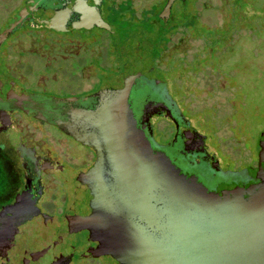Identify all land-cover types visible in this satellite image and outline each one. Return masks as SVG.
<instances>
[{
	"label": "flooded vegetation",
	"instance_id": "1",
	"mask_svg": "<svg viewBox=\"0 0 264 264\" xmlns=\"http://www.w3.org/2000/svg\"><path fill=\"white\" fill-rule=\"evenodd\" d=\"M26 1L28 0H20L13 9L10 8L12 11L0 22V31ZM32 1L43 8L61 4L64 0ZM161 1L153 16L159 13ZM225 1L221 0L220 4L226 7ZM183 2L184 0L180 3ZM117 3L119 4L117 0H99V16L107 22L109 30L77 25L79 14L74 12L68 17L63 29L52 27L42 21L44 19L30 20L0 43V264H34L35 261H41L39 264H119L108 254L91 253L88 248L94 246L95 237L88 230L75 228L74 236H68L66 217L82 211L85 207V194L87 195L77 179L93 163L94 151L44 118L34 117L30 112L12 104L10 99L21 93L54 98L85 97L104 88L119 87L124 75L137 71L148 77L152 74L153 80L158 82L150 81L135 98V114L139 120L144 117L141 121L144 131L177 164L197 173L205 182L213 180L216 173L238 172L256 165V144L253 151H248L244 134L232 121L235 108L242 99V86L237 83L240 79H230V74L240 72V77L245 73L239 71L237 65H233L230 53L236 46L241 47L246 42L256 46L259 44L253 39V34L264 32V15L258 27L255 15L248 13L245 16L237 8L226 7L228 13L226 18H220L219 25H209L202 29L206 41L190 72L192 75L200 72V59L201 73L208 79L211 93L223 92L222 96L225 98H222L221 107H226V111L232 113L225 115L221 122L228 126V139L233 142L229 148H225L224 138L216 135L210 152L207 132L200 131L189 117L188 113L193 108L191 99L184 100L180 89L178 92L173 91L177 83L172 79L179 76L178 73L175 74L176 68L174 71V65L169 71L164 68L174 55L183 53L178 48L179 40H172L176 30L170 35L165 33L161 39L151 43L149 37L154 33V27H145V24L150 25L153 20L146 17L142 21L144 23L138 25L135 23L139 20L137 16L124 7H118ZM115 10L123 12L121 18H113ZM121 22L123 24L118 25ZM124 24L128 27L125 28ZM42 27L59 33L92 30L97 35L83 39L58 37L57 40H50L40 29ZM186 29L185 32L188 27ZM18 30V36L8 39ZM242 30L243 33L240 32ZM26 41L30 43L27 44ZM49 42L53 45H49ZM103 49H106L104 54ZM148 51L149 54L146 55ZM30 55L41 58L42 62L29 67L32 64L28 58ZM72 57L76 58L75 82L71 86H61V91L46 86L57 74L54 67L51 71H38L32 78L28 77L31 69L43 67L49 59L57 65V58ZM114 60L121 69L110 79L109 64L114 66ZM69 63L70 60H66V64ZM130 68L134 70L130 71ZM146 90L151 93L145 95ZM234 98L237 99L236 107L232 104ZM199 112L203 113L202 110L192 113L200 114ZM145 116L148 118L145 119ZM158 120L161 123L156 126ZM208 125L214 128L209 122ZM234 132L241 133L240 137H232ZM235 149H243V156L250 158V164L229 168L230 162H233L229 155ZM44 216L58 217V220L36 228V221ZM24 228L28 230L25 231ZM43 239H48L49 245L47 242L39 243ZM48 251H52V255L38 256Z\"/></svg>",
	"mask_w": 264,
	"mask_h": 264
},
{
	"label": "water",
	"instance_id": "2",
	"mask_svg": "<svg viewBox=\"0 0 264 264\" xmlns=\"http://www.w3.org/2000/svg\"><path fill=\"white\" fill-rule=\"evenodd\" d=\"M181 1H161L150 23L151 43L177 20L172 5ZM98 4L64 0L39 8L28 0L0 31V43L30 20L44 19L63 29L74 12L77 25L109 30ZM149 76L130 73L119 87L85 97L21 93L10 99L94 151L93 163L77 179L88 196L80 213L66 217L68 236H74L75 228L88 230L95 237L91 253L108 254L119 264H264V129L257 137L255 167L216 173L205 182L156 145L142 127L144 117L137 119L135 98L150 81L158 82ZM57 220L44 216L34 226Z\"/></svg>",
	"mask_w": 264,
	"mask_h": 264
},
{
	"label": "rangeland",
	"instance_id": "3",
	"mask_svg": "<svg viewBox=\"0 0 264 264\" xmlns=\"http://www.w3.org/2000/svg\"><path fill=\"white\" fill-rule=\"evenodd\" d=\"M160 1L161 0H117L119 4L117 3L116 5L120 8L124 7L128 11H132V13L137 16V19H139L135 22L139 25L144 23L142 21L146 19V17H149V19L153 20L154 11L158 8ZM206 1L207 0H184L182 4L178 3L176 6V4L174 3L172 5V11L174 15L177 14V20L170 22L167 27H164L163 33L166 31L165 33H169L170 35L176 30V32H174L175 34L172 36V40H179L178 48L179 50L183 51V53L174 55L172 61L165 64L164 68L166 69V71H169L173 67L172 65H174L173 71L176 68L175 74L178 73L177 75L179 76L178 78L172 79V81H175L177 85L179 84L180 88L175 85L173 87V91L178 92L180 89L181 93H183L182 98L184 100L185 98L188 100L189 98L191 99L193 108L191 109V113H188L189 117L192 123L198 126L199 130L201 129L202 132H207L206 134L208 135V147L209 149H211L210 152H212L214 143L213 138L215 139L216 135L222 139L224 138L225 148H229L231 142H233L228 139V136L230 135V132L227 129L228 126L224 125L221 122V119L225 115H232V113H228V111H226L225 109L226 107H221L225 98L224 95L222 96L223 92L219 91L215 94L211 93L209 89L210 86L208 85L209 81L208 79H205V77H203L201 73L202 65L200 64V59L198 62V70L200 72L192 75L190 71H192V69L194 68L192 64L195 60H197L198 54L202 52L203 43L206 41L203 37L205 33H202V29L208 27L209 25H219L220 18H226L228 10L223 4H220L221 0H208V4H206ZM19 2L20 0H0V22L9 15L10 11H12L10 10V8L12 7L13 9ZM203 3L206 4V6H204ZM244 6L247 7L245 12L250 13L252 6L245 4ZM174 8L175 10H173ZM149 26L150 25L145 24V27ZM241 26L243 28L244 24L242 23ZM187 27L188 31L185 32V30H187ZM40 29L50 40H57L58 37H78L83 39L86 37H90L91 35H97V33L92 32V30H73L67 33H59L43 27ZM19 32L20 30L14 32L8 37V39L18 36ZM183 32L185 33L183 35H180ZM240 32L243 33L244 30ZM253 35V39H255L256 43H259L257 44V46L246 42L245 45L241 47L236 46L230 53V55L232 56L231 58L233 60V65H237L239 71H243L245 73L244 76L241 75L239 77L240 72H232L230 74V79L234 78V80H237L239 78L240 80H237V83L242 86V91L240 93L242 95V99L238 107L235 108V114L232 118V121L239 127V131L244 134L248 151L254 150L258 134H260V132L264 129V32L261 34L255 33ZM160 37V32L158 34H155L156 40L162 38ZM25 43L29 44L30 41H26ZM49 43V45H53V43ZM104 51H106V49L102 50V54H104ZM142 54L143 50L141 49V55ZM28 58L31 59L32 63L29 67L35 65V63L39 64V61L42 62V59L39 57H33L30 55ZM75 59L76 58L74 57H72L71 59L57 58L56 64L58 66L53 64V61L49 59L50 61L48 60L47 64H45L43 67L40 66L39 68L31 69V75L29 74L30 76L28 77L32 78L35 74H37L38 71H51L52 67H54V69L57 70V74L55 78L51 80L46 86L50 89L53 87L57 88V90L55 89V91H61V86L66 84L68 86H71L75 82L74 71L77 69L75 66ZM66 60H70L69 65L66 64ZM63 65L66 67H63ZM109 67V72H111V79L112 76L118 73L121 68L119 67V65H116L115 60L114 66H112V64L110 63ZM225 70H228L227 66L225 67ZM162 88L165 87L163 86ZM148 93H151V91L146 90L145 95ZM232 102V104H234V106L236 107L237 99L234 98ZM196 109H198L199 111L202 110L203 113L199 112L200 114H193L198 111ZM208 122L213 124L214 128L210 127L211 125L209 126ZM160 123L161 121H156V126H159ZM240 135L241 133L234 132V134L231 136L234 138H239ZM232 152L233 153L229 156H231L233 162H230L229 168L233 169L242 167L245 164H250V158H246L245 156H243V149H235ZM22 227L25 226L23 225ZM24 230L27 231L28 228H24ZM46 242L47 245H49L48 239L39 241V243L41 244ZM47 250H49V248H47ZM48 252H44L42 254L40 253L38 254V256L43 254H45L46 256L52 255V251L49 253ZM30 256L32 259L34 258L32 257L33 255L30 254ZM40 262L41 261H35L34 264H39Z\"/></svg>",
	"mask_w": 264,
	"mask_h": 264
},
{
	"label": "trees",
	"instance_id": "4",
	"mask_svg": "<svg viewBox=\"0 0 264 264\" xmlns=\"http://www.w3.org/2000/svg\"><path fill=\"white\" fill-rule=\"evenodd\" d=\"M225 2H226L227 8H229V7H232L234 9L237 8L242 14L244 13L245 16L248 15L249 12L248 13L245 12L247 7H245L244 4L252 6V8H251L252 12H250L249 14L255 15L254 16L255 17V23L259 27V24L261 23L262 17L264 15V10H263L264 5L262 6L264 0H226ZM259 2H260V4H259ZM122 13H123L122 11L115 10L113 12V18H121Z\"/></svg>",
	"mask_w": 264,
	"mask_h": 264
}]
</instances>
